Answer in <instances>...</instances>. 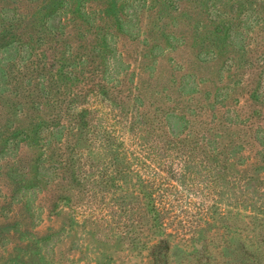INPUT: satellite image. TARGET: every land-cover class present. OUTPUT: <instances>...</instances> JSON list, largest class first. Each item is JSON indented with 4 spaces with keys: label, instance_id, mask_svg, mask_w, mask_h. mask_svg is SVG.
Here are the masks:
<instances>
[{
    "label": "rangeland",
    "instance_id": "1",
    "mask_svg": "<svg viewBox=\"0 0 264 264\" xmlns=\"http://www.w3.org/2000/svg\"><path fill=\"white\" fill-rule=\"evenodd\" d=\"M261 4L0 0V264H150L160 239L171 264H264ZM70 112L91 172L123 149L136 172L74 181ZM156 134L189 150H141Z\"/></svg>",
    "mask_w": 264,
    "mask_h": 264
},
{
    "label": "trees",
    "instance_id": "2",
    "mask_svg": "<svg viewBox=\"0 0 264 264\" xmlns=\"http://www.w3.org/2000/svg\"><path fill=\"white\" fill-rule=\"evenodd\" d=\"M255 1L262 3L261 6L264 9V0H255ZM259 24H264V20H262V19L259 20ZM81 112H78L75 114L73 112L68 113V115L71 119H73V117H74V120L71 123V126L73 123H74V126L72 127V130L70 131V134L73 136V139H72L73 141L71 144L68 145V148L71 151L72 157L71 156L69 157V155L66 157H62V162H61V164H64V161H65V164L67 167H64V168L67 169V171L70 169H73V171H76L74 173L71 170L69 171L71 174H74V176H76L74 181L77 180V182L79 181L80 183H82L84 185V184H89V183H95L96 180L98 181L101 179L100 184L105 183L107 185H110V183L114 184L115 181H120L122 179H126L127 177L130 176V174H132L133 172H136L135 168H133V166H132V162L127 161L128 155H126V154L129 153L128 149H123V151L121 150V152L124 153V155H123L124 164L118 163L116 165L115 160L112 159L111 162H109V164H106L104 169L100 170L99 167H97V169L94 172H91L92 168L93 169L96 168V164H94L91 161V156H93L94 153H91V156H90V154H88V153L86 154L84 151L78 149L79 145L87 139L83 136L82 133L87 131V130H90V132H91V130H92V126H91L92 123H91L90 119L87 120L86 117L81 114ZM125 119L127 121L128 118H125ZM130 125H132V124H130ZM135 125H136V123L133 124L132 126L136 129ZM74 129H76L77 131ZM73 132L75 134H73ZM96 132H102V131L98 129ZM107 132L110 133L111 130H108ZM152 133L154 134V131H152ZM156 136H157V139L161 138V141L157 140V142L155 143V141L151 140L147 144L143 143V145H142L143 148L141 150H146L145 146H148L149 148L158 147L159 149L161 148L162 150H164L165 153L169 154L170 157H172V155H176L180 152H185V151L189 150V146L185 145L186 143H184L182 141H178V140L169 138L165 135L156 134ZM192 147H193V149H195L194 146H192ZM66 154H63V155H66ZM131 154H134V153H131ZM136 156L141 157L140 154H136ZM71 160H72V162H71ZM73 161H75V162L73 163ZM80 165H81V167H80ZM79 167H80V169H79ZM111 167L113 169H111ZM84 169H86L85 172H83ZM156 189H159V188H152L151 187V190L145 191V193H143L142 195L146 198H150V199L154 200V194H153L154 192L153 191ZM150 205H151L150 211L152 212L151 215L154 216L153 218H159V214L156 211L157 209H156L155 202L153 201V203ZM115 214H117V210H115ZM126 216L127 215L123 216V218H126ZM127 218H134V217L127 216ZM135 218H140V217L137 216ZM129 230H128V232H130ZM165 243L166 242L163 239L162 240L160 239L158 244L154 246V248L152 249V258L150 259V264H151V260H152L153 264H171L168 260L169 249L167 246H164Z\"/></svg>",
    "mask_w": 264,
    "mask_h": 264
}]
</instances>
